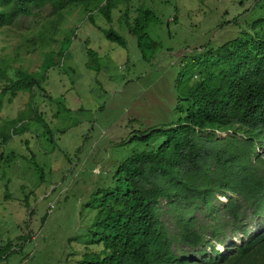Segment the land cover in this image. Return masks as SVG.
I'll use <instances>...</instances> for the list:
<instances>
[{
  "label": "rangeland",
  "instance_id": "1",
  "mask_svg": "<svg viewBox=\"0 0 264 264\" xmlns=\"http://www.w3.org/2000/svg\"><path fill=\"white\" fill-rule=\"evenodd\" d=\"M259 1L131 0L133 17L139 5L159 17L148 28L158 45L146 52L124 26L125 4L114 10L112 21L94 11L95 23L88 11L74 7L45 34L54 19L48 4L39 15L21 17L0 30L1 54L15 55L16 67L37 72L53 52L45 90L35 91L34 106L42 118L27 122L21 134L0 148L5 156L15 155L12 162L0 159V247L9 241L15 244L14 252L0 264H80L86 252L102 248L92 243L97 237L94 192L112 184L125 159L161 142L129 140L180 116L185 88L199 80L193 60L202 50L236 36L240 29L236 24L220 23L246 15V9L254 10ZM260 3L257 12L264 14V0ZM240 22L247 27L244 18ZM110 27L126 37V47L106 38L102 28ZM49 34L55 37L51 43ZM28 102V93L6 101L1 122L17 117ZM231 133L218 132L219 137ZM162 205L166 208V201ZM202 211L193 214L198 225L211 221ZM165 219L175 230L171 213ZM251 228L261 230L255 224ZM28 234V241L19 239ZM209 234L207 230L211 239ZM227 236L226 241L239 243L242 234ZM212 243L227 252L218 240Z\"/></svg>",
  "mask_w": 264,
  "mask_h": 264
},
{
  "label": "trees",
  "instance_id": "2",
  "mask_svg": "<svg viewBox=\"0 0 264 264\" xmlns=\"http://www.w3.org/2000/svg\"><path fill=\"white\" fill-rule=\"evenodd\" d=\"M130 2L0 0V30L21 17L39 15L48 4L54 19L49 20L45 34L74 7L88 11L95 23L94 11L112 21L114 10L125 4L124 26L146 52L158 45L148 28L159 17L144 5L135 7L133 17ZM260 2L254 10L246 9V15L221 22V27L236 24L240 28L236 36L202 50L193 60L199 80L185 88L180 116L129 140L161 142L125 159L113 174L112 184L94 192L93 235L97 237L92 243L102 248L86 252L80 264H264V14L257 12ZM242 18L247 27L240 22ZM102 29L106 38L126 47L121 32ZM46 38L50 43L55 39L53 34ZM38 42L43 43L41 38ZM52 54L48 53L42 69L31 72L13 65L15 55L3 56L0 51V111L19 93L29 94L26 110L3 123L0 120V148L21 134L27 122L42 118L34 97L36 89L45 90ZM220 131L232 133L219 137ZM7 157L12 162L15 155L0 153L3 162ZM202 208L211 221L198 225L193 214ZM168 213L175 230L166 222ZM252 224L261 230L255 231ZM228 232L243 234L241 242L226 241ZM29 238V234L19 237ZM214 239L225 245L226 253L212 243ZM14 247L13 241L0 247V260L13 253ZM188 249L196 252L190 254Z\"/></svg>",
  "mask_w": 264,
  "mask_h": 264
},
{
  "label": "clouds",
  "instance_id": "3",
  "mask_svg": "<svg viewBox=\"0 0 264 264\" xmlns=\"http://www.w3.org/2000/svg\"><path fill=\"white\" fill-rule=\"evenodd\" d=\"M242 235H243V234H242ZM239 239H240V238H239ZM240 242H241V240H240ZM240 242H239V243H240ZM239 243H237V244H239ZM226 251H227V249H226ZM223 253H224V252H223Z\"/></svg>",
  "mask_w": 264,
  "mask_h": 264
}]
</instances>
